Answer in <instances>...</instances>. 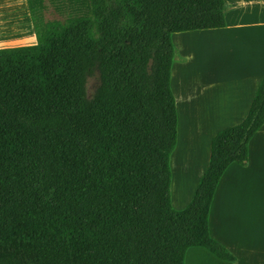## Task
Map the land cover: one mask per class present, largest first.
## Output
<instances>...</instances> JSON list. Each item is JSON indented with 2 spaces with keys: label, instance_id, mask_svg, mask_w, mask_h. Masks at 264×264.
I'll list each match as a JSON object with an SVG mask.
<instances>
[{
  "label": "trees",
  "instance_id": "obj_1",
  "mask_svg": "<svg viewBox=\"0 0 264 264\" xmlns=\"http://www.w3.org/2000/svg\"><path fill=\"white\" fill-rule=\"evenodd\" d=\"M26 4L36 44L0 48V264H186L194 248L235 263L211 207L264 126V79L247 118L213 138L191 203L171 195L173 35L227 28L225 0Z\"/></svg>",
  "mask_w": 264,
  "mask_h": 264
},
{
  "label": "crops",
  "instance_id": "obj_2",
  "mask_svg": "<svg viewBox=\"0 0 264 264\" xmlns=\"http://www.w3.org/2000/svg\"><path fill=\"white\" fill-rule=\"evenodd\" d=\"M225 2L227 28L212 31L229 33L237 40L239 35L247 37L243 47L244 60L217 64L219 67L213 72L211 81L205 83L215 89L212 96L197 95L196 99L186 103H191L189 108L196 109L194 115L201 119L192 139L189 124L183 137L178 134V144L171 157L177 170L186 158L192 157L193 163L182 190L179 188V170L172 179L171 189L172 193L175 191L179 208L175 207L174 198L172 202L178 211L191 203L209 167L213 138L247 118L264 79V24L253 21L252 15L256 12L255 18L259 20L264 11V0ZM230 5L236 10L230 11ZM253 6L257 8L253 9ZM224 48L230 52L229 46ZM205 85L196 91L202 94ZM186 115L191 116L189 112ZM209 225L211 236L235 256L236 262H225L209 252L197 250L188 252L186 264H264V126L250 143L248 164L231 165L223 176L212 203Z\"/></svg>",
  "mask_w": 264,
  "mask_h": 264
},
{
  "label": "rangeland",
  "instance_id": "obj_3",
  "mask_svg": "<svg viewBox=\"0 0 264 264\" xmlns=\"http://www.w3.org/2000/svg\"><path fill=\"white\" fill-rule=\"evenodd\" d=\"M230 11H235V6L230 5ZM263 8V6H259ZM257 6H253V9ZM256 12H252L253 21L257 24H264V11L256 20ZM52 18L51 16H48ZM264 27V25H263ZM234 38L229 33L220 31H203V32H190L179 33L173 35V43L175 47V61L172 71V90L177 100V110L179 114V134L183 137L186 126L191 125L192 139L193 131L197 129V122L201 117L194 115L196 109L189 108L190 104H186L188 100L196 99L204 95L210 98L214 92L212 85H205L211 81L214 71H217L219 63H227L229 61H243L244 54V41L247 37L239 35ZM36 44V34L33 24L30 19L29 11L27 8L26 0H0V48H14L21 46H29ZM239 45L241 49L236 46ZM224 46L230 47L228 52ZM240 52V55L238 54ZM174 76L176 79L174 80ZM101 85L100 73L95 70L93 75L89 77L87 89L88 97L91 99ZM204 92L201 94L196 90L203 88ZM184 95V96H183ZM198 97V98H199ZM197 101V100H195ZM191 116H187V113ZM195 124V126H194ZM193 125V126H192ZM190 159H185L186 175L193 167ZM173 177L177 176L178 170L175 163H171ZM172 201L174 198V205L179 208L177 204L175 191L172 193ZM173 205V202H172ZM173 205V207H174ZM174 207V209H175ZM197 250H204L199 248L191 249L196 252ZM206 251V250H204ZM208 252V251H206Z\"/></svg>",
  "mask_w": 264,
  "mask_h": 264
},
{
  "label": "bare ground",
  "instance_id": "obj_4",
  "mask_svg": "<svg viewBox=\"0 0 264 264\" xmlns=\"http://www.w3.org/2000/svg\"><path fill=\"white\" fill-rule=\"evenodd\" d=\"M176 79V76H174V80ZM174 83L172 82V86ZM185 162V161H184ZM183 162V163H184ZM179 163L178 170H179V183H180V190L184 188L185 178H186V170H185V163Z\"/></svg>",
  "mask_w": 264,
  "mask_h": 264
}]
</instances>
